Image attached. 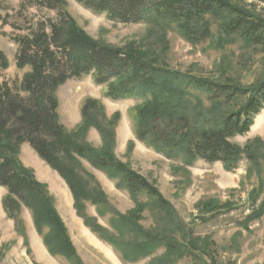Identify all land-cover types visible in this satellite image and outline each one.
<instances>
[{
  "label": "trees",
  "instance_id": "1",
  "mask_svg": "<svg viewBox=\"0 0 264 264\" xmlns=\"http://www.w3.org/2000/svg\"><path fill=\"white\" fill-rule=\"evenodd\" d=\"M20 1L19 10H2L0 18L18 47V68L28 70L12 86L0 85V187L8 191L3 201L8 215L13 217L22 206L30 209L49 253L82 264L47 186L18 158L21 146L28 144L68 184L85 225L125 262L214 264L205 260L211 255L208 240L194 238L157 189L108 153L114 143L116 116L108 119L102 105L88 99L81 110L82 124L68 131L59 122L57 91L71 79L92 75L98 85L107 86L106 95L113 100H145L136 108L138 140L170 158L182 154L188 162L221 163L233 171L244 155L254 166L260 161L256 142L241 148L232 140L249 133L264 110V78L240 86L162 68L138 50L121 51L94 41L66 12L56 10L65 0ZM77 1L117 23L173 25L192 45L210 41L215 25L226 35L264 45V20L227 0ZM254 1L264 4V0ZM0 59L6 67L2 54ZM191 102H214L227 110L217 119L202 111L199 120L190 114ZM90 126L101 132L102 149L84 142ZM83 160L110 178L120 179L118 188L154 198L153 205L164 215L158 227L147 231L139 225L146 204L137 202L127 214L109 207L100 188L81 175ZM87 202L103 205L98 216L109 215L108 227L82 213Z\"/></svg>",
  "mask_w": 264,
  "mask_h": 264
},
{
  "label": "rangeland",
  "instance_id": "2",
  "mask_svg": "<svg viewBox=\"0 0 264 264\" xmlns=\"http://www.w3.org/2000/svg\"><path fill=\"white\" fill-rule=\"evenodd\" d=\"M227 1L264 20V4L254 0ZM20 3V0H0V18L4 16L2 10H19ZM56 10L66 12L94 41L121 51L138 50L162 68L240 86H250L264 78V45H253L240 36L226 35L216 25L210 41L192 45L173 25L117 23L77 0H65L64 6ZM10 34L11 29L3 27L0 20V54L7 65L3 67L0 59V85L12 86L22 80L28 70H20L17 66L18 47ZM106 93L107 86L98 85L92 75L69 80L57 91L59 122L68 131L76 130L82 124L81 110L86 100L98 101L108 119L116 116L113 119L114 143L108 153L157 189L194 238L208 240L211 255L205 260H214V264H264V110L249 133L232 140L241 148L256 142L260 154L258 165L254 166L244 155L237 169L227 171L221 163L188 162L182 154L167 157L151 144L138 140L136 108L145 100H113ZM226 110L214 102H191L190 114L200 120L198 115L205 111L217 119ZM101 136L97 128L90 126L83 138L93 148L102 149ZM18 158L24 167L33 171L40 183L47 186L82 264L149 262V259L125 262L112 246L93 233L79 216L68 184L30 145L21 146ZM81 165V175L89 179L91 186L100 188L109 207L127 214L137 202L146 204L139 225L147 231L158 227L164 215L153 205L154 198L144 192L134 196L127 189L116 186L120 179L110 178L84 160ZM7 194L8 191L0 187V264H74L75 260L49 253L43 244V235L34 225L30 209L22 206L14 210L13 217L8 215L3 205ZM101 208L102 204L87 202L82 213L108 227L109 215L98 216ZM189 262L184 260L180 264Z\"/></svg>",
  "mask_w": 264,
  "mask_h": 264
}]
</instances>
